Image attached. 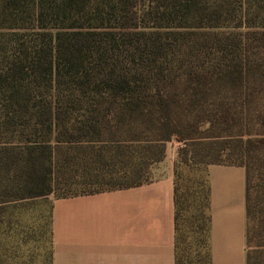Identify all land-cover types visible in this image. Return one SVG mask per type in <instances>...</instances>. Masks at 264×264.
<instances>
[{
	"label": "trees",
	"instance_id": "1",
	"mask_svg": "<svg viewBox=\"0 0 264 264\" xmlns=\"http://www.w3.org/2000/svg\"><path fill=\"white\" fill-rule=\"evenodd\" d=\"M174 138V264H210L206 173L189 200L180 162L244 168L259 264L264 0H0V224L22 200L145 183Z\"/></svg>",
	"mask_w": 264,
	"mask_h": 264
},
{
	"label": "crops",
	"instance_id": "2",
	"mask_svg": "<svg viewBox=\"0 0 264 264\" xmlns=\"http://www.w3.org/2000/svg\"><path fill=\"white\" fill-rule=\"evenodd\" d=\"M180 141L165 145L149 181L52 198L51 264H174V165ZM210 264H246L245 171L209 164Z\"/></svg>",
	"mask_w": 264,
	"mask_h": 264
},
{
	"label": "rangeland",
	"instance_id": "3",
	"mask_svg": "<svg viewBox=\"0 0 264 264\" xmlns=\"http://www.w3.org/2000/svg\"><path fill=\"white\" fill-rule=\"evenodd\" d=\"M176 174L178 184L187 190L189 200L201 199L204 166L180 162L177 163ZM151 177V173H148V178ZM51 199L52 197L48 196L22 200L7 207L0 224V264H49ZM194 207V202L188 206V215L193 212V220L196 213ZM202 216L199 214L200 218ZM257 231V225L253 226L249 254L253 263L255 261L264 264V245L257 246L258 243L264 244V235H257ZM190 264H203L202 256L197 255L194 249L190 253Z\"/></svg>",
	"mask_w": 264,
	"mask_h": 264
}]
</instances>
